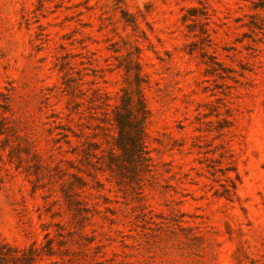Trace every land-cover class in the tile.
<instances>
[{
    "label": "rangeland",
    "instance_id": "rangeland-1",
    "mask_svg": "<svg viewBox=\"0 0 264 264\" xmlns=\"http://www.w3.org/2000/svg\"><path fill=\"white\" fill-rule=\"evenodd\" d=\"M131 96L143 161L118 147ZM0 241L264 264V0H0Z\"/></svg>",
    "mask_w": 264,
    "mask_h": 264
},
{
    "label": "trees",
    "instance_id": "trees-1",
    "mask_svg": "<svg viewBox=\"0 0 264 264\" xmlns=\"http://www.w3.org/2000/svg\"><path fill=\"white\" fill-rule=\"evenodd\" d=\"M129 98V103L115 111V122L119 133L118 147L124 154L143 161L146 160L143 146V119L146 109L141 96L137 99L133 96ZM48 250L52 251V247L49 246ZM28 251L20 254L8 243L0 241V264H15L19 259H29L36 249L31 247Z\"/></svg>",
    "mask_w": 264,
    "mask_h": 264
}]
</instances>
